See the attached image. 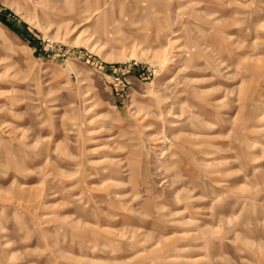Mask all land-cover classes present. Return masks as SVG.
<instances>
[{
  "label": "rangeland",
  "instance_id": "1",
  "mask_svg": "<svg viewBox=\"0 0 264 264\" xmlns=\"http://www.w3.org/2000/svg\"><path fill=\"white\" fill-rule=\"evenodd\" d=\"M0 264H264V0H0Z\"/></svg>",
  "mask_w": 264,
  "mask_h": 264
},
{
  "label": "trees",
  "instance_id": "2",
  "mask_svg": "<svg viewBox=\"0 0 264 264\" xmlns=\"http://www.w3.org/2000/svg\"><path fill=\"white\" fill-rule=\"evenodd\" d=\"M4 23V22H3Z\"/></svg>",
  "mask_w": 264,
  "mask_h": 264
}]
</instances>
